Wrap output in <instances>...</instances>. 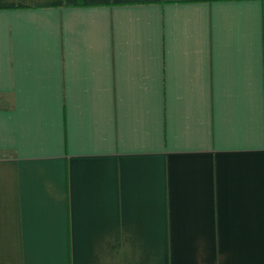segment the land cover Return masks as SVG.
I'll return each instance as SVG.
<instances>
[{
    "label": "crops",
    "instance_id": "obj_1",
    "mask_svg": "<svg viewBox=\"0 0 264 264\" xmlns=\"http://www.w3.org/2000/svg\"><path fill=\"white\" fill-rule=\"evenodd\" d=\"M0 264H264V0H0Z\"/></svg>",
    "mask_w": 264,
    "mask_h": 264
}]
</instances>
